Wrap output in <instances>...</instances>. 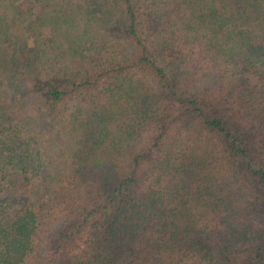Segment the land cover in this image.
Instances as JSON below:
<instances>
[{
  "label": "trees",
  "instance_id": "1",
  "mask_svg": "<svg viewBox=\"0 0 264 264\" xmlns=\"http://www.w3.org/2000/svg\"><path fill=\"white\" fill-rule=\"evenodd\" d=\"M0 264H264V0H0Z\"/></svg>",
  "mask_w": 264,
  "mask_h": 264
}]
</instances>
